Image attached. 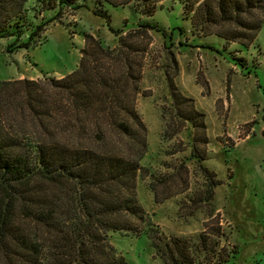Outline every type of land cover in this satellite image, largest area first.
<instances>
[{
    "label": "trees",
    "instance_id": "16d2710c",
    "mask_svg": "<svg viewBox=\"0 0 264 264\" xmlns=\"http://www.w3.org/2000/svg\"><path fill=\"white\" fill-rule=\"evenodd\" d=\"M86 1L0 0V38H13L7 52L36 45L50 24ZM194 4L192 27L226 43L248 45L264 22V0ZM47 13L52 16L39 19ZM93 14L102 16L98 9ZM155 29L143 22L123 35L108 26L117 46L108 48L84 35L72 73L0 82V264H127L108 242L112 232L146 236L161 264H225L233 258L235 246L216 251L224 239L220 226L212 233L217 241L203 235L196 244L166 237L138 203L137 181L150 174L141 165L147 130L136 109L142 75L138 57L147 46L139 43ZM24 31L28 38L21 42ZM171 64L173 76L166 75L170 104L160 108L162 138L172 140L188 125L190 158L206 181L203 202L208 203L220 182L202 165L199 148L208 143L204 115L178 90L174 57ZM168 180L156 183L165 188ZM155 185L149 184L155 203L170 198L158 201Z\"/></svg>",
    "mask_w": 264,
    "mask_h": 264
},
{
    "label": "rangeland",
    "instance_id": "374dc122",
    "mask_svg": "<svg viewBox=\"0 0 264 264\" xmlns=\"http://www.w3.org/2000/svg\"><path fill=\"white\" fill-rule=\"evenodd\" d=\"M196 1L132 0L112 6L87 0L50 24L34 46L8 53L13 38H0V82L62 78L78 66L84 35L114 48L117 38L108 26L123 35L143 22L155 26L139 43L147 46L138 57L142 75L136 109L147 130L141 165L150 174L137 181L138 203L166 237L196 244L203 235L217 241L212 233L220 226L224 239L218 240L216 251L236 247L225 264H264V22L248 45L226 43L192 27ZM95 9L102 16L94 15ZM27 38L24 31L20 41ZM171 57L177 64L178 90L204 115L208 143L198 147L204 152L202 165L220 182L208 203L203 202L206 181L190 158L188 125L174 139L162 138L160 108L170 104L166 75L173 76ZM161 177L169 178L165 188L156 183ZM150 183L156 184L158 201L167 194L170 198L155 203ZM108 242L127 264H161L144 235L112 232Z\"/></svg>",
    "mask_w": 264,
    "mask_h": 264
}]
</instances>
